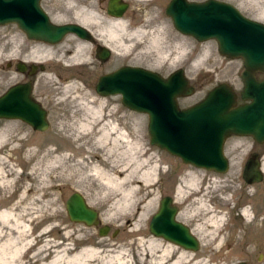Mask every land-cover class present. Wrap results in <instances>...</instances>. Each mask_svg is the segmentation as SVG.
Instances as JSON below:
<instances>
[{"label":"rangeland","instance_id":"1","mask_svg":"<svg viewBox=\"0 0 264 264\" xmlns=\"http://www.w3.org/2000/svg\"><path fill=\"white\" fill-rule=\"evenodd\" d=\"M124 1L132 2V5L135 3L132 0ZM223 1L233 4L248 18L264 23L261 11L264 0ZM95 2L106 8L107 0ZM41 6L55 24H80L84 18L83 0H41ZM102 21L105 23V20ZM172 34L175 40L166 43L165 35L170 38ZM102 37L105 39V36ZM144 37L146 45L153 43L164 56H173L171 59L177 58L178 61L173 66L159 67L155 56L141 54L130 62L163 77L179 68L183 69L194 92L178 98L180 107L200 101L207 91L222 82L233 87L240 102L242 60L221 55L215 40L197 41L174 30L169 20H162L160 26ZM33 45L15 24L0 25V95L17 82H31L25 81L26 78L16 70L15 61L31 62L36 59L31 54ZM57 46L54 54L57 53L56 57L62 56L63 60H53L54 63L44 71H39L34 84V90H41L45 97L42 107L48 111V128L35 131L17 120L0 119V211L11 208L19 214L21 229L27 233L18 244L20 247L31 240L30 247L21 248L23 264H48L57 256L62 257L63 263L83 247L101 249V255L123 253L129 264H148V259H140L138 241L151 237L150 219L157 211L160 199L166 195L173 197V204L178 207L177 220L189 226L199 240V248L190 252L200 255L203 262L258 264V251L264 250V173L262 182L248 184L243 179L242 163L248 153L250 139L236 135L226 139L224 153L229 167L224 173L185 164L179 157L150 143L145 113L125 107L119 95L102 97L96 93L95 75L116 68L129 54L128 51L114 53L102 44L110 50L103 66L98 67L99 63H93L90 59L91 63L83 64L82 68L79 66L83 60L65 59L72 55L69 51L72 52L76 46L73 36H66ZM83 49V54L87 50L91 54L90 47ZM91 75L92 80H89ZM102 117L111 119L117 130L134 145L140 142L136 149L126 152L125 142L120 138L111 150H108L111 143L108 147L100 148L95 142V135ZM83 123H88L91 129L83 130ZM255 149L262 150L264 162V143ZM156 156L160 163L156 180L148 183L140 180L139 174L155 164ZM102 158L106 159L103 162L105 169H117V172L124 169L130 159L133 163L147 160V165L132 176L137 180L133 184L136 188L134 200L141 198L136 204L121 206L115 202L118 197L112 199V193L105 194L107 191L92 187V178H83L87 174L85 164L102 163ZM193 176H196V180L192 179ZM201 178L203 182L198 183ZM178 184H182L183 193L176 198ZM197 190L205 193L203 197L209 207L222 216L215 232V242L197 233L200 230L196 229V220L204 214L203 210L195 211ZM75 191L83 194L89 206L98 212V225L85 226L69 220L65 202ZM151 199H154V204L139 225L141 230L135 231L140 213ZM245 206L249 210V221L242 214ZM102 225L110 228L104 236L98 232ZM114 230L117 233L112 236ZM69 264H83V261Z\"/></svg>","mask_w":264,"mask_h":264},{"label":"water","instance_id":"2","mask_svg":"<svg viewBox=\"0 0 264 264\" xmlns=\"http://www.w3.org/2000/svg\"><path fill=\"white\" fill-rule=\"evenodd\" d=\"M126 5L110 0L108 12L118 15ZM116 11L119 13L116 14ZM167 13L175 29L197 41L215 40L218 51L227 58L243 63V88L238 95L231 85L222 82L207 91L198 102L180 107L179 97L194 92L183 69L163 77L141 67L125 66L101 75L95 91L101 96L120 95L121 103L130 110L145 113L151 144L179 157L183 163L209 171L224 173L229 162L224 153L228 137L252 136L264 143V23L245 16L233 4L219 0L201 2L172 0ZM15 24L32 40L58 43L66 35L82 37L86 30L78 23L55 24L41 6V0H0V25ZM99 57L107 60L110 51L99 46ZM20 71L24 70L19 65ZM30 82L17 83L0 95V119H17L37 131L48 128L47 112L32 97ZM257 163L243 169L248 183L262 181ZM171 196H163L149 222V232L170 242L196 251L199 243L190 228L177 220V205ZM70 221L85 226L99 223L98 212L89 206L83 194L75 191L65 202ZM99 227V235L109 231ZM114 230L112 236H115ZM239 264H246L240 262Z\"/></svg>","mask_w":264,"mask_h":264},{"label":"bare ground","instance_id":"3","mask_svg":"<svg viewBox=\"0 0 264 264\" xmlns=\"http://www.w3.org/2000/svg\"><path fill=\"white\" fill-rule=\"evenodd\" d=\"M86 1L87 3H85ZM103 9V5L95 3L92 0H83V27L84 25H87L92 36L94 34V36H96L97 40L100 41V43L110 48L114 53H117L119 51H132V49L134 48L133 44H135L133 39L139 41L138 37L141 35V33L143 34V36L149 33L145 30L128 29L126 20L107 16L104 13ZM261 11L262 14H264V6L261 8ZM102 20H105V23H103ZM102 36H105V39ZM150 44L151 45H145V47L143 45V47L145 48V55L151 54L155 56L157 59V64L162 65L163 61L166 60V57L157 48V46H155L153 43ZM33 46L34 47L31 54H34L36 58L35 60L37 61H42V58L46 56L49 57L50 60L54 61L63 60L62 56H51L54 49V47L52 46L36 43ZM83 47H86L84 41L82 43L79 40H76L75 48L72 50V52L69 51V54L72 53V55L65 57V59L74 58L77 62L83 60V64L86 65L91 63V58H89L90 54L88 50L83 54ZM84 55L85 57L81 59V57ZM99 124L100 125L96 127L97 133L95 135V142L100 148H105L111 143L112 145L110 148L107 146L108 150H111L112 148H114L119 138L125 142L126 152L128 150H135L137 145L140 144V142H137V145H134V143L130 141L127 136H125L123 133H120L117 130L116 124L111 122V119H105L104 117H102L101 123ZM90 129L91 126L88 123H83V130L89 131ZM105 160V158H102V163L90 165L85 164V162L83 161L87 169V174H85V176L83 175V178H92V187L103 192L107 191L105 192V194L112 193V199L118 197L115 202L119 203L121 206H131V204H136L141 198H137L134 200V193L136 192V188L133 186V184H135L137 180L132 176L134 175V173H138L139 170L147 165V160L144 163H133L130 161V159L124 165L125 168L120 171L118 170V172L117 169L115 171L105 169L103 167V162ZM155 161L156 162L153 166H150L148 169L141 171V173L139 174L140 180L145 181L146 183H148V181L150 180H156V172L157 170H159L160 164L158 162L157 156ZM261 171L264 173V162H262ZM121 175H123V177H121ZM192 179L196 180V176H193ZM203 180L204 179L201 178L198 183L203 182ZM218 180L219 179H217L216 181L218 182ZM198 190L200 189L198 188ZM198 190L195 193V199L197 200L195 211L200 212V210H203L204 214L202 218L196 220V229L200 230L197 233L201 235L204 234L202 238L209 237L215 242L217 238L215 232L218 231L217 227L220 220L222 219V216L216 214L214 212V209L209 207L206 198L203 197V194L205 193L198 192ZM182 193V184H178L175 197H181ZM153 204L154 199H151L144 206V209L140 213V216L138 218L136 227L134 228L135 231L141 230L139 225L145 219L146 213L149 211L150 207ZM242 214L248 221L250 220L249 210L247 206L242 209ZM19 218V214H16L11 208L9 210L5 209L0 211V240H3V242L0 243V264H23V262L21 261V248L23 249V246L26 248L31 246V240L27 241L22 247L18 245L19 243H21V241L24 240L23 237L27 234L26 232H24L25 230L21 229ZM98 219H100V217H98ZM201 231H203L204 233H202ZM161 239L163 238H159L153 234L146 240L140 238L138 241V254L141 255L140 259H148V264H207L206 262L202 261L203 259L199 258L201 257L200 255H196L189 250L181 248L183 246L175 242ZM46 247H50L48 243L46 244ZM61 258V256H57L48 264H64V262H66V264H69L79 261H83V264H129V260L123 253L101 255V249L95 247H83V249L75 254L69 261L64 260L63 263L61 262Z\"/></svg>","mask_w":264,"mask_h":264},{"label":"flooded vegetation","instance_id":"4","mask_svg":"<svg viewBox=\"0 0 264 264\" xmlns=\"http://www.w3.org/2000/svg\"><path fill=\"white\" fill-rule=\"evenodd\" d=\"M92 1L95 2V0H92ZM132 1L135 2L136 4L133 3V5H132V2L119 0V5L120 4L126 5L124 11H122L120 13L118 11H116V13H119L118 15H111L108 12V6H109L110 0H107L106 8L103 6L104 7L103 11L107 16L114 17V18H121L122 20H126V22L128 24L127 25L128 29H132V30L133 29L145 30L146 32L150 33V32H153L155 30L156 26L158 27L161 25L162 20H169L172 24L171 16L167 13V8H168V6L172 0H132ZM189 1L200 2L198 0H189ZM202 1H204V0H202ZM219 1H223V0H219ZM98 2H95V3H98ZM223 2H226V1H223ZM85 3H87V1ZM81 26L83 27V23H81ZM172 28L174 30H176L175 27L173 26V24H172ZM84 29L86 30V32H85V34L82 35V37H78L74 34H71V36H73L76 40H79L82 43L84 41V44L86 46L90 47V53H91L90 56L92 59L91 61H93V63H95L97 61L99 63L98 67H102L106 61V60H102L98 54L99 53L98 47L101 46L102 43H100V41L97 40V38H96V36H94V34L92 36L91 32L89 31L90 29L87 25H84ZM173 36L174 35L172 34L171 37L168 38V36L165 35L164 41H166V43H171L170 41L175 40L173 38ZM65 37H64V39H65ZM26 38L29 39L27 36H26ZM138 38H139V41H136V40L134 41L135 42V44H133L134 48L132 49V51L129 52L128 55H126V57H124L122 59L123 61L120 65H117L116 68H113L112 70H109L108 72H104V73L95 75V77H94L95 78L94 89H95V85H96L98 78L103 74L110 73V72L118 69L119 67H125V66L141 67L142 68V66L132 64L130 62L133 59L140 57L141 54H145V48H144L146 45L145 44V37L141 33V35ZM29 40L32 41V43H34V44L35 43L36 44H46V45L54 47L53 52H52L53 54L51 55L52 57H56L57 53L56 54H54V53L58 49L57 45H59L63 41L62 40L61 42L56 43V44H50V43H45L43 41H37V40H32V39H29ZM143 45H144V47H143ZM168 56H165L166 60H164L162 65H159V67H166L167 65L173 66V65H175L174 62L178 61L177 58L172 60L173 56H171V57H168ZM44 62H45V64H42ZM52 63H54V61L50 60L49 57L43 59L42 61H37L35 59H33L31 62L21 60V59L15 61L16 70L26 78L25 81H28V80L31 81L30 82L32 85L31 96L41 106H44L42 104V100L45 97H44L43 92L41 90H38V91L34 90V84L37 82V81H35V77L38 75L39 71H44ZM10 64L11 63H8V65H10ZM19 65H22L24 67L23 71H20ZM79 67L83 68V62L81 64V66H79ZM258 74H259V76H257V79L262 80L264 78V74H262V73H258ZM92 76L93 75H91L89 77V80H92ZM17 83H19V82H17ZM242 88H243V83H242ZM239 99H240V97H239ZM241 102H243V101L240 99L239 103H241ZM47 115H48V111H47ZM6 120L15 121L17 119H6ZM17 121H19L22 124L32 128L29 124H27L21 120H17ZM32 130H33V128H32ZM247 137L250 139V141H249L250 144H249L248 153H247L246 157L243 159L244 161L242 163L243 164L242 168L244 169L246 164L249 162V164L251 166L254 165L255 163H257L258 169H261L262 168V150L261 151L256 150L255 147L260 146L262 143L261 144L256 143L254 141V139L252 138V136H247ZM217 174L218 173H216V175ZM242 176H243V173H242ZM159 238H161V237H159ZM259 247L260 248L262 247L261 244L259 245ZM181 248L191 251L190 249L185 248V247H181ZM257 261H258V264H264V250L262 251V249H259L258 254H257Z\"/></svg>","mask_w":264,"mask_h":264}]
</instances>
